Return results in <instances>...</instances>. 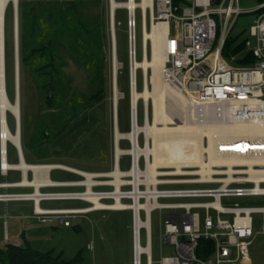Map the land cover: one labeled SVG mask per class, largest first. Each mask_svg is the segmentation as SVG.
I'll list each match as a JSON object with an SVG mask.
<instances>
[{
    "label": "built area",
    "instance_id": "2783aa9c",
    "mask_svg": "<svg viewBox=\"0 0 264 264\" xmlns=\"http://www.w3.org/2000/svg\"><path fill=\"white\" fill-rule=\"evenodd\" d=\"M186 1L188 4L181 9L174 7L173 0H153V7L148 6L145 10L140 5L137 8L141 11L143 27L144 21L147 27L148 22L151 27L154 23L168 24L164 37V80L187 98L191 113L196 114L195 119L191 116L193 122L210 125L264 121V13L257 16L243 40L254 62L237 64L238 56L226 57L224 47L238 17L252 10L241 8L240 0ZM142 2L140 0L139 4ZM263 7L264 3L255 11ZM128 14L132 59L137 58V22L136 14L133 20L130 10ZM146 107L145 126L149 122V108ZM7 122L9 125V120ZM141 127L138 111L132 109L131 130L121 138L129 142V147L118 154L119 140L113 171L95 173L64 164L39 163L36 165L52 166L50 178L52 171L60 170L77 174L80 179L52 180L51 184L39 187V194L33 185L0 183V188H34L32 192H1L0 202L31 201L33 217L40 224L65 227H72L74 220L95 211L128 210L132 214V264H239L249 261L250 248L257 234L254 215L264 213V207L223 204L222 200L264 196V164H253L255 173L252 174L247 163L264 158V143H255L246 135L206 134L202 138V144L207 148L204 160L217 157L235 162L213 164V174L208 177L201 173L157 175L155 182L147 175L151 156L147 157L142 151L151 139H147ZM262 138L260 142H264ZM210 141L215 142L212 148ZM2 142L0 133V171L8 175L17 170L9 161V144L13 143L8 142L4 150ZM241 144H248L250 148L245 149ZM124 157L130 160L126 169L122 168ZM117 168L121 171L119 176L115 175ZM182 168L189 172L201 169L198 166ZM159 169L176 171V167ZM31 171L34 178V171ZM170 185L212 187L163 188ZM46 188L59 190L43 191ZM92 198L111 205L120 200L123 205L115 209L98 208ZM49 200L84 201L88 206L44 207L43 202ZM157 210L162 212L164 221L161 240L173 246L175 251L174 255L163 256L159 261L154 259L152 247V213ZM260 232L264 233V226ZM3 243L21 245L20 241L11 240L7 231L0 246ZM88 248L94 249L93 241Z\"/></svg>",
    "mask_w": 264,
    "mask_h": 264
},
{
    "label": "rangeland",
    "instance_id": "374dc122",
    "mask_svg": "<svg viewBox=\"0 0 264 264\" xmlns=\"http://www.w3.org/2000/svg\"><path fill=\"white\" fill-rule=\"evenodd\" d=\"M33 4H38L47 0H31ZM58 3L77 4L81 6L82 17L87 20L90 40L96 53L102 56L103 61L95 63L94 58L89 59L91 53L86 51L80 59L75 51L67 44H60V53L63 60L58 61L59 72L61 73L56 83V97L54 98L55 107L46 105L48 89L42 88L37 76L33 74L36 62L26 64L24 73V90L22 99L26 113L27 128L25 139L30 146L27 148L28 161L32 164H64L80 170L109 173L115 167L116 159V129H115V89L113 72V31L111 18L110 0H52ZM127 1V0H118ZM140 2V0H137ZM47 2H44V6ZM241 8L252 10L240 15L233 24L230 32L232 38L239 41L244 40L249 33L251 25L257 18L255 11L258 7L257 0H240ZM45 11L47 7H42ZM59 8V7H58ZM77 8V7H75ZM13 4L7 8V25L5 16V42L6 77L7 67H9V97L14 102L16 100L15 88V23H13L12 11ZM201 10V9H200ZM55 21V22H54ZM53 26L61 25L54 20ZM15 22V21H14ZM136 34H137V59L141 61L144 57L143 47V21L140 9L136 11ZM78 25V23L76 22ZM115 33L117 40V58L121 64L118 74V128L122 126L123 133L131 130L132 104H131V43L129 38V14L126 8H119L115 14ZM45 27L38 33L40 41L46 43L44 36H49L52 27ZM7 28V29H6ZM148 28L151 26L148 22ZM14 29V30H13ZM79 31V29H78ZM7 32V33H6ZM85 36V35H82ZM64 35H60L62 39ZM94 37V40H93ZM85 38V37H84ZM98 38V39H97ZM59 39V40H60ZM82 39V38H81ZM6 41V40H5ZM39 46V45H34ZM33 45L28 46L30 54ZM148 53L152 54V44L149 42ZM33 56L29 55V59ZM86 58V59H85ZM21 68V67H20ZM102 73L99 82L95 81V76ZM39 83H36V80ZM151 91L152 71L148 76ZM146 79V81H147ZM96 83H95V82ZM137 88L141 92L144 90L145 75L142 69H138ZM103 89L102 99H92L97 90ZM8 90V86H7ZM129 93L130 98L127 94ZM21 95V91H20ZM138 106L139 124L145 126L146 104L144 99ZM171 114L179 120L183 111L182 108H172L174 101L171 99ZM23 105V104H22ZM149 120L153 121V100H149ZM9 125L12 132L16 130L15 115L8 114ZM178 117V118H177ZM180 117V118H179ZM66 121L70 126L75 127V133L70 137H65L60 142L57 140L62 136V128ZM47 133L48 135H46ZM61 133V134H59ZM22 141V137H21ZM143 135L141 136V144ZM23 143V142H21ZM121 149L129 147L127 140L121 139L119 142ZM23 147V146H22ZM9 161L19 163V155L16 146L9 144ZM129 157L122 159V168L129 167ZM20 169L11 171L4 176L0 171V182H19L22 180ZM29 178L33 179V173L29 170ZM52 180L80 179V176L70 172L54 170L51 172ZM190 178V177H180ZM197 187L206 188L212 185L181 186L170 185L163 188ZM105 189V188H102ZM59 190L57 188L43 189V191ZM0 189V192H4ZM10 192L31 191V189H9ZM223 204L241 206L264 207V196L232 197L224 198ZM43 206H79L86 207L88 203L84 201H53L49 200ZM34 216L33 203L31 201H10L0 202V242L4 241L6 229L11 236V240H18L21 243L26 241L36 250H54L56 254L62 252L63 258L70 260L75 258L80 252L83 253L85 261L83 264H132V214L130 211H95L88 215L81 216L73 221L72 227L60 225L38 226ZM257 234L251 245V259L239 264H264V233L260 232L264 226V213L254 215ZM163 217L160 210L152 213V247L154 259L159 261L163 256L175 254L174 247L163 243L161 240ZM79 226L80 230L75 227ZM93 241L94 249H89L88 244ZM143 244H145V233L143 232ZM5 243L0 246L4 248Z\"/></svg>",
    "mask_w": 264,
    "mask_h": 264
},
{
    "label": "bare ground",
    "instance_id": "6f19581e",
    "mask_svg": "<svg viewBox=\"0 0 264 264\" xmlns=\"http://www.w3.org/2000/svg\"><path fill=\"white\" fill-rule=\"evenodd\" d=\"M111 1V11H114V18L112 22L113 31V72L114 77H116L115 89V101L119 102V91H118V74L121 68V64L118 61L116 48L117 40L115 33V13L119 8H126L130 10L132 20L135 18L136 10L138 6H142L145 10L148 6L153 7V0H143L139 4L137 0H127V1ZM16 0H0V133H2L3 138V149L8 142H12L15 146H19L21 134L18 132H12L8 125V114H14L16 117V129L18 128V120L22 125V114H21V95L20 102H13L8 94L7 90V77H6V51H5V16L9 4L12 3L14 6ZM19 3V1H18ZM15 16V15H14ZM15 21V20H14ZM15 23V22H14ZM143 47H144V57L141 61L137 58L132 57V75H131V89L133 104L132 107L135 111H138L139 99H144L145 103L149 100H153V121H147V125L141 127V131L145 133L147 139H151V142L147 144L145 149H142L147 155L151 156V161L149 163L148 176L151 177L153 181L156 182L157 175H177V174H204L208 177L213 174L214 168L213 164L221 163H234L233 159H218L217 157H211L210 161L203 159V154L207 149L203 146L202 138L204 135L211 136L214 133H221V135H246L254 140L255 143L260 142V139L264 137V121L257 122H241L238 124H210L202 125L200 122L191 121V116L195 119L196 114L191 113L189 107V101L181 92L172 86H170L162 76V68L164 66L166 58L164 57V37L168 32V24L160 22L158 24L154 23L149 29L147 23L144 21L143 27ZM137 29V28H136ZM149 42L152 44V54L148 53ZM133 45V43H132ZM138 69H142L145 75V85L144 90L139 91L137 88V73ZM152 71V85L153 90L151 91L148 81V76ZM147 79V81H146ZM16 93L17 85H16ZM18 95V94H17ZM17 99V96H16ZM171 99L175 102L172 108H182L183 115L177 120L174 118V114H171ZM147 106V105H146ZM147 108V107H146ZM115 124L116 119L118 120V104L117 110L115 112ZM178 118V117H177ZM22 128V126H21ZM116 129V128H115ZM137 131H135V134ZM126 136L125 133L121 132L119 129L116 130V140H120ZM258 140V142H256ZM215 142L210 141L211 148L214 146ZM243 148L249 149L248 144H241ZM255 148V147H254ZM122 149L118 148V154ZM251 167L249 172L254 174V168L252 167L255 163L264 164V158L257 160H251L247 162ZM16 169L23 171L24 177L18 182L19 186L33 185L36 187V194L41 193L39 187L41 185L51 184L52 179L49 177V171L52 166H37L36 164H31L23 159L17 164H13ZM184 166H198L201 169H195L185 171L182 167ZM162 167H176V171L160 170ZM34 171V178H28V171ZM264 172V171H263ZM121 171L117 168L116 176H119ZM158 179V177H157ZM95 201L98 208L105 209H115L122 207L123 203L118 200L116 204L103 203L98 198H92Z\"/></svg>",
    "mask_w": 264,
    "mask_h": 264
},
{
    "label": "trees",
    "instance_id": "16d2710c",
    "mask_svg": "<svg viewBox=\"0 0 264 264\" xmlns=\"http://www.w3.org/2000/svg\"><path fill=\"white\" fill-rule=\"evenodd\" d=\"M220 1L222 0H217V2ZM44 2H47L45 6L44 4H42ZM44 2L42 1L39 6H37L38 4H33V1L31 0H19L18 3L19 57L21 67V142H23V153L25 156V160L28 163H31L28 161L27 155V148L30 145L26 141H24L25 131L27 128V121L26 113L24 112L25 109L22 108L24 107V99H22V94L24 90V73L26 64L32 61L36 62V67L33 70V74L37 76V79L39 80L38 82L41 83L42 88L48 89L46 105L52 108L55 107L54 98L56 97V83L59 79L58 77L61 74L58 68L60 65L58 61L63 60V56L60 53V44H67L71 49L75 51V54L77 55L80 61H83V63H85L84 60L80 58L86 51H89L91 53L89 59L94 58L95 63L103 61L102 56H100L99 53H96L97 49H95V46L90 41L92 37L87 38L88 36H86V34H90V28L89 25L86 23L87 20H84V18L82 17L81 6H76L77 4H75V2L74 4L58 3L52 0H47ZM257 2L258 5H260L264 3V0H257ZM186 4H188L186 0H173L174 7H177L178 9H181V7ZM42 7H47V9H45L44 11ZM11 11L14 23V6L13 10L11 9ZM256 12L258 13V15L264 13V7L259 10H256ZM54 20H57L59 23L61 22V25L53 26L55 22ZM76 22L78 23V25L76 24ZM50 26L53 27L51 32H49V36L48 34L47 36H44L46 39H48V41L46 40V43L44 41H40V37L37 36V34L41 33L45 27L48 29ZM60 35H64V37L60 39ZM5 40L7 45V36L5 37ZM30 45L39 46H34L31 49L32 53L30 54V48H28V46ZM223 52L226 57H230L232 54H236L238 56L236 61L237 64H251L254 62V57L252 53L246 51L245 49L244 41H239V39L232 38L231 36L228 37ZM13 55L15 56V48L13 51ZM29 55L33 56V58L29 59ZM9 57L10 56H7L6 62H8ZM100 75H102L101 72L98 74V76H95L96 82H99L98 78L101 77ZM37 79H35L36 83H38ZM16 85L17 84L15 77V88ZM7 86L9 91V67H7ZM102 93L103 89L99 88V90H97V92L93 94L92 99H102ZM127 96L128 98H130L129 93L127 94ZM140 102L141 100H139L138 106ZM120 130H123L121 125ZM61 133L59 134H61L62 136L57 140V142L63 141V138L70 137L72 134H74L75 127L70 126V122L66 121ZM45 134L48 135L47 133ZM75 229L80 230V227L76 226ZM84 261L85 258L82 252H80L75 258L67 260L63 258L62 252L56 254L54 250H49L46 252L39 251L31 247L27 241L24 244L21 243L20 246H15L12 243H7L5 244L4 248L0 249V264H83Z\"/></svg>",
    "mask_w": 264,
    "mask_h": 264
},
{
    "label": "water",
    "instance_id": "95a60500",
    "mask_svg": "<svg viewBox=\"0 0 264 264\" xmlns=\"http://www.w3.org/2000/svg\"><path fill=\"white\" fill-rule=\"evenodd\" d=\"M18 1L16 0V2H14V10H15V56H16V84H17V99L16 102H20V57H19V25H18ZM111 18L113 21L114 18V11H111ZM132 63H131V75H132ZM116 77H114L113 80V84L114 86H116ZM132 84V81H131ZM114 107H115V112L117 110V104L116 101L114 102ZM131 104H133V97L131 95ZM148 106V102L145 103ZM133 109V107H132ZM134 110V109H133ZM136 110V109H135ZM116 115V114H115ZM115 128L116 130L119 129L118 128V120L116 119V124H115ZM16 132H18V134H21V123L20 120H18V128L16 130ZM21 139V138H20ZM119 140H116V145H118ZM18 148V152H19V156L21 159H23L25 161L24 158V153H23V148H22V143L20 140L19 146H17Z\"/></svg>",
    "mask_w": 264,
    "mask_h": 264
},
{
    "label": "crops",
    "instance_id": "0c3cea01",
    "mask_svg": "<svg viewBox=\"0 0 264 264\" xmlns=\"http://www.w3.org/2000/svg\"><path fill=\"white\" fill-rule=\"evenodd\" d=\"M25 158V156H24ZM26 161V160H25ZM32 164V163H31ZM44 164V163H43ZM4 175V174H3ZM4 176H7V175H4ZM24 177V175H23ZM28 178H29V172H28ZM21 181V180H20ZM0 183H5L4 181L3 182H0ZM0 189H4L5 191L4 192H10L8 191L9 189H18V188H0ZM19 189H31V191H27V192H32L34 190L33 187H20ZM23 192H26V191H23ZM1 193V192H0ZM46 202V201H45ZM57 202H60V201H57ZM44 203V202H43ZM44 207H47V208H67V207H71V206H57V207H49V206H44ZM73 207H79V206H73ZM37 221V220H36ZM38 222V221H37ZM41 224L38 223V226H40ZM42 226V225H41ZM132 229V227H131ZM6 231L8 232V230L6 229ZM5 231V233H6ZM9 233V232H8ZM17 240V239H16ZM131 261H132V258H131Z\"/></svg>",
    "mask_w": 264,
    "mask_h": 264
}]
</instances>
